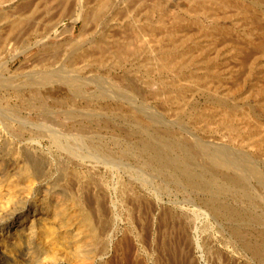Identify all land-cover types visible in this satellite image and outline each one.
<instances>
[{
    "label": "rangeland",
    "instance_id": "1",
    "mask_svg": "<svg viewBox=\"0 0 264 264\" xmlns=\"http://www.w3.org/2000/svg\"><path fill=\"white\" fill-rule=\"evenodd\" d=\"M250 1L0 0V72L27 49L11 84L57 87L10 92L0 122L52 121L91 151L76 145L68 162L47 140L42 156L27 149L52 168L34 207L75 201L95 222L57 264H264V40L245 35L264 0ZM8 131L4 167L24 144Z\"/></svg>",
    "mask_w": 264,
    "mask_h": 264
},
{
    "label": "bare ground",
    "instance_id": "2",
    "mask_svg": "<svg viewBox=\"0 0 264 264\" xmlns=\"http://www.w3.org/2000/svg\"><path fill=\"white\" fill-rule=\"evenodd\" d=\"M260 1H258V2H260ZM250 2H249V4H247L248 6H250ZM255 3H257V1H255ZM257 4H256V6H257ZM259 5H261V4H259ZM253 6H255V5H253ZM253 6H251V7H253ZM252 9H254V8H252ZM212 10H213V8H212ZM258 12H260V11H258ZM260 15H261V13H260ZM243 16H245V15H243ZM254 18H256V17H254ZM260 18H262V17L260 16ZM259 20H257V21H259ZM262 20L264 21V19H262ZM254 21H256V19ZM76 23H77V19L75 17V20H73V22L70 23L73 26L71 25L72 27H71V30L69 32H72L75 29ZM257 23H258L257 24L258 26H256V27L250 26L251 28L249 27L250 29L248 32L246 31V29H245L246 32L245 31H240V32H245V35L250 36V38H251V35L257 34V37L261 38V41L264 40V22L259 21ZM242 26H244V25H242ZM61 28H63V26L61 27L59 25H56V27L52 30V32H50L48 39L49 40L50 39H54V40L56 39L55 41L61 39L62 38V36H60V33L62 31ZM139 35H140V33H139ZM63 38H64V35H63ZM236 38H238V37H236ZM221 39H222V37H221ZM262 42L264 45V41H262ZM250 43H251V41H250ZM258 43H260V41ZM238 46L236 49H238ZM26 50L27 49H25L23 51L25 52ZM239 50L240 49H238V51ZM243 50H244V48H243ZM23 51H21L19 54H21ZM19 54H15L13 57H11L9 59H3L4 61L2 60V63L4 64V67H5L2 71L5 74L3 75L2 72H0V99L2 100V98H3V100H2L3 102H4V99L8 102V100H9L8 96H9L10 92H12V91L17 92L20 95H24L26 93L31 92V94H35L38 97V99L44 95H47V94H50V96H53V92H55V90L57 89V87L56 86L53 87V85L51 86L52 89H50V90L48 89L49 91H47L46 88L43 89L44 85H42L41 88H39L38 86L35 85L34 87H38L37 90H35V88H34L30 92H27V90H30V89L26 90L24 88V86H22L23 88H18V87H20L19 84H11V82L14 81V78L11 74L12 72H14L11 68V61L14 58H16ZM172 58L174 59V57H172ZM166 61H167V59H166ZM175 64H177V63H175ZM242 65H244V64H242ZM163 69H164V67H163ZM21 81H23V80H21ZM26 84H27V82H26ZM31 84H34V83H31ZM47 87H48V85H47ZM10 89H12V90H10ZM55 94H57V93H55ZM48 97H47V99H48ZM54 97H55V95H54ZM54 97H52V98H54ZM44 99H46V98H44ZM39 101H41V100H39ZM5 105L2 104V107H0V117L2 116L1 117L2 119L5 116H7V115H5L6 113H5L4 109H6V110L8 108L13 109V105L10 106L9 102L7 103L6 106ZM16 106H18V105H16ZM36 106H35V108H36ZM2 108H4V109H2ZM35 108H33V109L35 110ZM14 110H17V109H14ZM8 111H10V109ZM18 112H22V111H18ZM14 113H15V111H14ZM9 115L13 118V115H11V114H9ZM21 115H23V113L20 114L19 116H21ZM16 116H18V115H15V118H16ZM18 118H19V119H17L18 121L13 122L12 124H10V123L8 124V122H7V124L2 123L3 122L2 119H1L2 122H0V149L4 148V147L10 148L8 146V143H10L8 141V139H10V137H9L10 133L8 134V132H9L8 130L11 129L12 127H14V129L16 128L18 130L19 135L18 134L17 135L19 136V139L24 141V144H22V146L17 145V147H15V148L12 146L14 148V154H12L13 156L11 155L12 157L10 159V162L12 165L10 164L9 166L4 167L5 161L3 158L0 159L1 160L0 161V264H28L29 257H30L28 255V250L32 246H33V248L36 247V249L40 250L39 255L40 254L42 255V256L40 255V258H42L39 261L40 264H57V262H58L57 260L59 259V257H61L60 255L63 256V254H65V255L68 254L70 257V254L72 253V251H69L68 249L71 246V245L69 246V244L71 242H73L72 244H74V242H75V244L78 247H80V245L82 246V244H83L82 242L85 241V239L92 238L94 233L97 231L95 229L96 228L95 224H94L95 222H93V219H92L93 217H91V213L89 212L90 210L88 212L84 211V208L81 207L80 204L77 206L75 201H73V203H72L71 199H70L71 202H69V203H64V204H59V205L41 206V209L34 207L36 202H40V201H37V199H35V198L37 197V195L40 194L39 193L40 189L46 188V184H47L46 180H47L48 176H50L52 174V168L50 169V167H48L47 169H45V164H43V163L42 164H34L33 159L31 158L33 156H30L31 153L29 151L27 152V149L31 150V147L33 145H36V146H34V147H36V150L33 151V153L35 155H41L42 153L46 152L45 147H44V141L47 140L50 143V145L48 146V153L52 157L54 156L55 158L56 157L58 158L60 155V152H61L64 160H66L68 162H69V160H72V159H74L75 156H77L76 145H78V146L80 145V147L82 149H84L85 154L89 155L91 153V151L89 150L88 143L85 140L82 141V143H76L75 141L69 139V137L67 135H65L64 133H62L61 130L59 128H57L54 125V122H52V121L50 123L41 122V121H33V120L29 119L28 116H26L25 118H22V117H18ZM243 118H244V116H243ZM9 119H10V117H9ZM11 119H10V121H12ZM13 120H15V119H13ZM1 123L3 125H7V127H4L3 125L1 126ZM5 129H8L7 130L8 132ZM26 134H30L29 138H25ZM47 166H48V163L46 164V167ZM3 168H5V169H3ZM2 170H5V171L3 172ZM263 180H264V178H263ZM41 184H43V185H41ZM31 198H34V199L32 200ZM40 198H42V195H40ZM42 202H44V201H42ZM20 204H25V206L21 207V206H19ZM12 209H13V211H12ZM77 246H76V248L78 249ZM102 253L100 250V254H102ZM71 257L74 258L75 256H71ZM40 258L38 257V259H40ZM75 258H77V257H75ZM83 258H85V260L87 259L88 261L86 263H81V264H92L94 262L92 256L86 255ZM83 258H82V261H83ZM103 259H104V255H101V261H103ZM70 261H73V260H70ZM75 261H76V259H75ZM77 261L81 262V259L77 260ZM80 262H77V263H80Z\"/></svg>",
    "mask_w": 264,
    "mask_h": 264
}]
</instances>
